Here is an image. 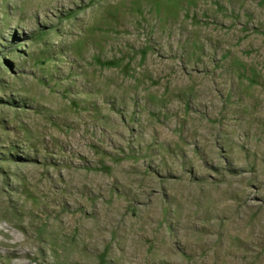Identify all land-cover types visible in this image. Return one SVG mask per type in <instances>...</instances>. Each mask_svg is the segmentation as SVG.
I'll use <instances>...</instances> for the list:
<instances>
[{"label": "rangeland", "instance_id": "1", "mask_svg": "<svg viewBox=\"0 0 264 264\" xmlns=\"http://www.w3.org/2000/svg\"><path fill=\"white\" fill-rule=\"evenodd\" d=\"M0 264H264V0H0Z\"/></svg>", "mask_w": 264, "mask_h": 264}]
</instances>
